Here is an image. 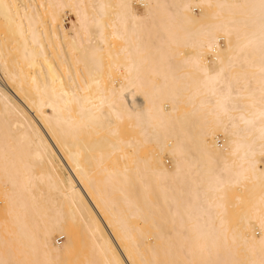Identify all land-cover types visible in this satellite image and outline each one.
<instances>
[{"label":"bare ground","instance_id":"6f19581e","mask_svg":"<svg viewBox=\"0 0 264 264\" xmlns=\"http://www.w3.org/2000/svg\"><path fill=\"white\" fill-rule=\"evenodd\" d=\"M0 264H264V0H0Z\"/></svg>","mask_w":264,"mask_h":264},{"label":"rangeland","instance_id":"374dc122","mask_svg":"<svg viewBox=\"0 0 264 264\" xmlns=\"http://www.w3.org/2000/svg\"><path fill=\"white\" fill-rule=\"evenodd\" d=\"M139 6V7H138ZM137 7L140 9V11L141 10H143V7L141 6V5H138ZM145 8V7H144ZM73 18V16L72 15H68V18L65 20V26H67L68 28H70V19H72ZM209 57V56H208ZM168 166H171V164H170V162L169 161H167V163H166ZM62 241H63V239L62 238H57V240H56V243L57 244H61L62 243Z\"/></svg>","mask_w":264,"mask_h":264}]
</instances>
